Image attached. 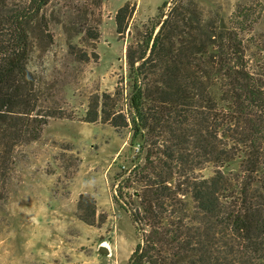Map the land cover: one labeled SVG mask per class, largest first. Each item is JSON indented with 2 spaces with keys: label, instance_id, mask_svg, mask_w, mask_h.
I'll use <instances>...</instances> for the list:
<instances>
[{
  "label": "trees",
  "instance_id": "trees-1",
  "mask_svg": "<svg viewBox=\"0 0 264 264\" xmlns=\"http://www.w3.org/2000/svg\"><path fill=\"white\" fill-rule=\"evenodd\" d=\"M67 1L79 29L66 25L71 10L56 0H0V215L20 149L52 120L73 118L64 108L70 65L98 58L94 12L83 14L85 0ZM172 5L127 48V98H94L83 119L127 129L139 147L114 191L140 235L128 264H264V59L252 66L244 39L253 7L226 22L204 19L195 0ZM131 15L130 5L118 11L119 36ZM78 35L85 51L72 43ZM239 159L238 172H222Z\"/></svg>",
  "mask_w": 264,
  "mask_h": 264
},
{
  "label": "rangeland",
  "instance_id": "rangeland-1",
  "mask_svg": "<svg viewBox=\"0 0 264 264\" xmlns=\"http://www.w3.org/2000/svg\"><path fill=\"white\" fill-rule=\"evenodd\" d=\"M92 1L85 0L82 12L91 15L92 10L89 20L98 23V58L88 65H70L75 80L64 89V108L72 120H52L39 141L20 149L9 200L0 215V264H128L138 243L140 235L130 214L116 205L114 191L118 176L130 169L139 147L131 143L129 130L83 119L94 98L102 101L109 95L114 104L116 91L127 98V48L149 34L160 21L163 6L167 4V14L176 0H101L97 8ZM56 2L71 10L66 25L72 22L79 29L76 4ZM195 2L204 19L226 22L238 9L253 7V27L244 35L245 47L252 66L262 63L264 0ZM126 5L131 6L132 15L125 34L119 36L115 19ZM82 36L72 43L85 51L87 47L78 44ZM120 108L127 111L124 103ZM241 162L222 172H238ZM213 172L210 166L201 174L210 178ZM130 195L125 192L122 201L135 212L138 203Z\"/></svg>",
  "mask_w": 264,
  "mask_h": 264
}]
</instances>
